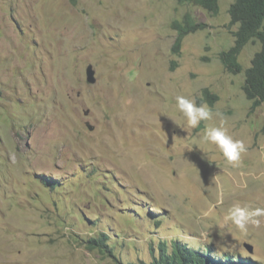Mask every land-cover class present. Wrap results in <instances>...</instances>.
Returning <instances> with one entry per match:
<instances>
[{
	"label": "rangeland",
	"instance_id": "rangeland-1",
	"mask_svg": "<svg viewBox=\"0 0 264 264\" xmlns=\"http://www.w3.org/2000/svg\"><path fill=\"white\" fill-rule=\"evenodd\" d=\"M234 1L0 0V264H151L173 240L264 264V216L229 218L264 209V103L220 61ZM187 17L208 27L175 53ZM204 90L221 116L189 127L176 97ZM220 126L247 147L236 166L205 140Z\"/></svg>",
	"mask_w": 264,
	"mask_h": 264
},
{
	"label": "trees",
	"instance_id": "trees-1",
	"mask_svg": "<svg viewBox=\"0 0 264 264\" xmlns=\"http://www.w3.org/2000/svg\"><path fill=\"white\" fill-rule=\"evenodd\" d=\"M219 1L186 0L187 3L200 6L213 15L219 11ZM229 14L230 25L238 26V30L234 33V46L220 54V61L228 73L236 76L244 75L243 91L247 99L252 102V109L256 110L264 103V0H235ZM207 27V24L197 23L193 18L187 17L183 24H178L175 28L178 36L173 51L179 53L184 37L204 31ZM251 43H258L260 49L255 54L251 66L245 69L240 63L239 56ZM203 97L206 98L204 101L212 106L217 101V97L212 96L208 90H204ZM108 239L109 236L103 235L86 243L90 250H97L103 254L108 248L106 242ZM212 253L211 248L197 249L180 240H173L170 243L160 244L158 256L153 257L151 264H260L230 254L218 257L213 256Z\"/></svg>",
	"mask_w": 264,
	"mask_h": 264
},
{
	"label": "clouds",
	"instance_id": "clouds-1",
	"mask_svg": "<svg viewBox=\"0 0 264 264\" xmlns=\"http://www.w3.org/2000/svg\"><path fill=\"white\" fill-rule=\"evenodd\" d=\"M176 103L180 112L186 117L187 125L192 128H196L201 121L213 119L214 115L221 116L219 112L214 113L213 109L203 100L198 103L195 98L181 95L176 97ZM205 140L216 145L233 166L238 164L241 154L247 151L244 141L234 139L223 126L206 129ZM261 216H264V209L260 208L248 210L235 207L229 214V218L241 229L249 223L259 226L260 220L257 217Z\"/></svg>",
	"mask_w": 264,
	"mask_h": 264
},
{
	"label": "water",
	"instance_id": "water-1",
	"mask_svg": "<svg viewBox=\"0 0 264 264\" xmlns=\"http://www.w3.org/2000/svg\"><path fill=\"white\" fill-rule=\"evenodd\" d=\"M86 75H87V81L90 83V84H96L97 82V78H96V72L93 68V66H89L86 70Z\"/></svg>",
	"mask_w": 264,
	"mask_h": 264
}]
</instances>
